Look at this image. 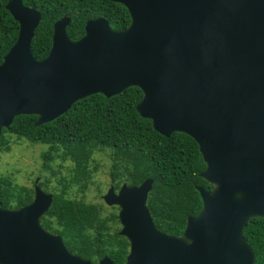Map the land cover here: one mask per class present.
I'll return each instance as SVG.
<instances>
[{
    "label": "water",
    "instance_id": "1",
    "mask_svg": "<svg viewBox=\"0 0 264 264\" xmlns=\"http://www.w3.org/2000/svg\"><path fill=\"white\" fill-rule=\"evenodd\" d=\"M111 1L128 10L127 27L88 19L73 40L62 16L39 59L30 44L40 12L7 1L18 31L0 63V132L15 116L35 114L40 125L87 95L137 86L138 114L164 136L189 135L205 163L199 176L212 187L196 185L201 208L176 236L153 223L151 177L116 192L110 185L102 199L119 207L128 253L121 263L106 254L93 263L41 226L52 194L34 185L29 203L0 207V264H254L243 229L264 218V0Z\"/></svg>",
    "mask_w": 264,
    "mask_h": 264
},
{
    "label": "trees",
    "instance_id": "2",
    "mask_svg": "<svg viewBox=\"0 0 264 264\" xmlns=\"http://www.w3.org/2000/svg\"><path fill=\"white\" fill-rule=\"evenodd\" d=\"M0 0V63L16 39L18 22ZM37 9L41 18L34 29L30 50L37 59L44 57L51 45L52 26L62 16L69 17L66 33L78 39L88 19L104 17L114 29H124L130 21L126 7L111 0H22ZM142 97L137 86L104 96L93 93L76 100L54 119L35 125V114L15 116L0 132V151H8L10 138L45 144L41 150L42 175L36 184L52 194V202L40 216L41 226L61 235L66 248L96 263L103 255L121 263L128 253V240L118 233L117 213L101 216V204L84 202L71 196V190L83 192L97 167L94 152L107 151L111 160L110 183L137 185L153 179L146 204L155 226L168 234L180 236L188 215L201 208L196 185L212 187L199 176L205 163L196 142L186 133L174 131L169 136L158 133L151 120L136 111ZM57 161V162H56ZM65 173L62 172V169ZM48 173V174H46ZM54 179L56 184H51ZM34 187L18 186L9 176L0 174V207L18 208L29 203ZM243 237L255 254L254 264H264V218H251Z\"/></svg>",
    "mask_w": 264,
    "mask_h": 264
},
{
    "label": "rangeland",
    "instance_id": "3",
    "mask_svg": "<svg viewBox=\"0 0 264 264\" xmlns=\"http://www.w3.org/2000/svg\"><path fill=\"white\" fill-rule=\"evenodd\" d=\"M10 139L9 144L11 149L8 151H0V174L9 176L13 184L31 187L36 184L42 175L41 150L46 145L39 143L31 144L27 140H16L14 136ZM93 155L97 167L89 178L87 188L83 192L73 189L70 194L75 198H83L84 202L101 204V216H104L112 210L109 206L115 207L113 209L117 213V205H109L102 199V194L106 191L110 183L109 170L111 160L107 155V151L96 150ZM62 172L65 173L63 169ZM52 180L51 184H56V181L54 179ZM115 225L120 228L119 222Z\"/></svg>",
    "mask_w": 264,
    "mask_h": 264
},
{
    "label": "flooded vegetation",
    "instance_id": "4",
    "mask_svg": "<svg viewBox=\"0 0 264 264\" xmlns=\"http://www.w3.org/2000/svg\"><path fill=\"white\" fill-rule=\"evenodd\" d=\"M147 178H148V177H147ZM122 183H124V182H122ZM122 183H121V184H122ZM121 184H120V185H121ZM34 185H37V184H34ZM34 185H33V187H34ZM110 185L113 186L115 192H116V191L118 190V188L120 187V185H119L118 187H115L113 183H109V186H110ZM127 185H128V184H127ZM133 185H134V184H133ZM109 186H108V187H109ZM106 190H107V189H106ZM104 193H105V192H104ZM117 207H118V206H117ZM118 210H119V207L117 208V212H118Z\"/></svg>",
    "mask_w": 264,
    "mask_h": 264
},
{
    "label": "clouds",
    "instance_id": "5",
    "mask_svg": "<svg viewBox=\"0 0 264 264\" xmlns=\"http://www.w3.org/2000/svg\"><path fill=\"white\" fill-rule=\"evenodd\" d=\"M129 17H130V16H129ZM96 18H97V17H96ZM129 22H130V21H129ZM127 26H128V25H127ZM127 26H126V27H127Z\"/></svg>",
    "mask_w": 264,
    "mask_h": 264
}]
</instances>
